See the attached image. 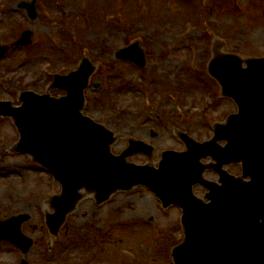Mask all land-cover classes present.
<instances>
[{"label": "rangeland", "instance_id": "1", "mask_svg": "<svg viewBox=\"0 0 264 264\" xmlns=\"http://www.w3.org/2000/svg\"><path fill=\"white\" fill-rule=\"evenodd\" d=\"M30 1L0 0V41L9 46L0 58V99L17 106L20 91L50 92L53 75L75 69L86 55L97 68L85 92V114L114 133L115 154L129 138L152 145L149 158H129L137 164L156 165L163 150H182L179 131L208 140L209 125L235 111L207 73L217 52L264 54V0H38V16L29 19L19 5ZM26 29L31 45L13 46ZM136 40L145 67L116 55ZM17 140L11 121L0 118V219L28 215L21 227L32 246L22 256L16 246L0 243V264H21L22 257L26 264H173L171 249L183 239L181 210L162 209L143 186L117 191L100 206L95 193L82 190L59 240L49 235V195L60 193V183L30 155L17 153ZM226 168L239 173L238 166Z\"/></svg>", "mask_w": 264, "mask_h": 264}, {"label": "water", "instance_id": "2", "mask_svg": "<svg viewBox=\"0 0 264 264\" xmlns=\"http://www.w3.org/2000/svg\"><path fill=\"white\" fill-rule=\"evenodd\" d=\"M30 15L35 17L33 5ZM30 32L17 45H28ZM118 53L139 65L144 57L137 46ZM6 48L0 47V57ZM134 52L137 58L127 53ZM245 63V66L243 65ZM95 67L83 59L68 75H56L52 86L65 89L61 98L23 92V105L13 108L0 101V114L12 116L20 133L16 151L31 154L62 184L56 197L55 213L47 216L50 232L56 235L65 216L81 195L79 190L96 191L101 203L117 190L146 185L164 206L178 204L184 210V241L172 251L174 264H264V57L243 60L234 54L217 53L209 72L217 79L222 94L233 98L238 113L225 124H217L211 141L198 143L188 137L185 152L166 151L159 168L127 161L135 153L150 154L151 148L131 141L120 155L110 152L113 134L84 117L82 109L88 79ZM218 140L227 141L223 148ZM212 157L218 164L203 166L201 159ZM240 162L243 177L228 175L221 167ZM220 172L221 184L202 178L205 168ZM249 177V181L243 179ZM203 184L209 203L197 199L192 186ZM28 215L0 221V241L8 240L27 252L32 240L21 231Z\"/></svg>", "mask_w": 264, "mask_h": 264}]
</instances>
